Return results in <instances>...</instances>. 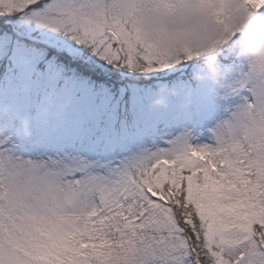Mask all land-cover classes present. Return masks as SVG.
<instances>
[{"label":"snow or ice","instance_id":"6c2138e0","mask_svg":"<svg viewBox=\"0 0 264 264\" xmlns=\"http://www.w3.org/2000/svg\"><path fill=\"white\" fill-rule=\"evenodd\" d=\"M181 3L148 10L196 48L146 43L141 0H0V264H264V156L247 147L264 74L232 23L264 0ZM161 82L195 101L163 127L129 104Z\"/></svg>","mask_w":264,"mask_h":264},{"label":"clouds","instance_id":"9594fccd","mask_svg":"<svg viewBox=\"0 0 264 264\" xmlns=\"http://www.w3.org/2000/svg\"><path fill=\"white\" fill-rule=\"evenodd\" d=\"M117 7L131 6L132 0H113ZM144 8L136 15L135 20L139 28L140 35L146 43L159 44L162 47L169 45L182 46L188 44L193 48L198 46L195 39L189 40L182 34L174 31L171 25L163 24L161 21L166 19L163 16L154 17L148 9L154 8L156 0H141ZM182 7L181 0H178L177 11ZM235 31L241 37L237 57L242 60L243 67L256 74H264V17L253 15L252 17H244L242 14L233 17L232 21ZM213 31L215 25L212 26ZM232 39L231 35L226 37L227 41ZM219 51V48L216 49ZM203 59V70L214 79L220 75L219 69L216 67V54L208 53L201 57ZM240 65H237L232 71L238 73ZM173 90H168L167 94H162L154 99L151 107L154 109H166L168 107V96H175ZM185 102L182 107H187ZM25 135L30 134L27 125H24ZM247 147L253 156H264V135L259 131L254 133L251 140L247 142Z\"/></svg>","mask_w":264,"mask_h":264},{"label":"rangeland","instance_id":"374dc122","mask_svg":"<svg viewBox=\"0 0 264 264\" xmlns=\"http://www.w3.org/2000/svg\"><path fill=\"white\" fill-rule=\"evenodd\" d=\"M165 94V93H164ZM162 94H150L146 99V103L140 102L135 106L137 114H139L145 120L157 123L158 126L163 127L170 119H174L178 116L188 112V108L182 107L183 103L168 97V107L166 109H154L151 107V103L154 99L158 98ZM182 97V96H181ZM183 98V97H182ZM195 104V101L193 102ZM187 111V112H186ZM161 123V124H159ZM24 130V129H23ZM29 131V130H28ZM25 132V131H24ZM163 146L161 141H157Z\"/></svg>","mask_w":264,"mask_h":264},{"label":"trees","instance_id":"16d2710c","mask_svg":"<svg viewBox=\"0 0 264 264\" xmlns=\"http://www.w3.org/2000/svg\"><path fill=\"white\" fill-rule=\"evenodd\" d=\"M130 99H129V104L131 109L135 114H137V111L135 106H137L140 102L146 103L147 97L150 94H167L168 90H173V85L168 84V83H155V84H148V85H130ZM150 97V96H149ZM171 99L176 100V103L181 102L185 103L184 98L181 96H168ZM194 107V103L191 105H188V111H190ZM187 112V111H186ZM161 124V123H159Z\"/></svg>","mask_w":264,"mask_h":264}]
</instances>
